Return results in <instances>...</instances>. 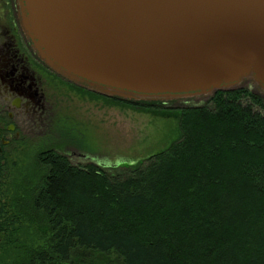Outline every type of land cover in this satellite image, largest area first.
Instances as JSON below:
<instances>
[{"label": "trees", "instance_id": "trees-1", "mask_svg": "<svg viewBox=\"0 0 264 264\" xmlns=\"http://www.w3.org/2000/svg\"><path fill=\"white\" fill-rule=\"evenodd\" d=\"M125 106L173 117L176 138L104 172L53 153L16 166L0 184V264H264L260 95Z\"/></svg>", "mask_w": 264, "mask_h": 264}, {"label": "water", "instance_id": "water-1", "mask_svg": "<svg viewBox=\"0 0 264 264\" xmlns=\"http://www.w3.org/2000/svg\"><path fill=\"white\" fill-rule=\"evenodd\" d=\"M21 3V27L39 58L105 94L213 95L246 79L264 90V0Z\"/></svg>", "mask_w": 264, "mask_h": 264}, {"label": "flooded vegetation", "instance_id": "flooded-vegetation-1", "mask_svg": "<svg viewBox=\"0 0 264 264\" xmlns=\"http://www.w3.org/2000/svg\"><path fill=\"white\" fill-rule=\"evenodd\" d=\"M21 8V0H0V184L13 176L24 156L27 161L34 155L44 160L53 153L82 169L92 166L109 171L120 163L111 164L107 155L88 146L95 110L105 115L111 103L125 106L126 101H153L165 105L176 98L116 92L111 96L105 94V88L61 76L39 58L23 31ZM248 82L246 79L238 87Z\"/></svg>", "mask_w": 264, "mask_h": 264}, {"label": "rangeland", "instance_id": "rangeland-1", "mask_svg": "<svg viewBox=\"0 0 264 264\" xmlns=\"http://www.w3.org/2000/svg\"><path fill=\"white\" fill-rule=\"evenodd\" d=\"M242 87L264 96L251 81L242 84ZM210 97L211 94L186 96L172 99L165 106L172 108L201 106ZM93 124L88 146L94 147V150L98 149L101 155H107L111 164L120 163L112 165L111 169L138 162L165 148L176 138L177 130L175 119L169 115L143 112L113 103L110 104L109 112L105 115L102 110H95ZM91 147L90 150H92ZM23 159L25 161L27 158L24 156ZM24 161L18 166H21Z\"/></svg>", "mask_w": 264, "mask_h": 264}]
</instances>
